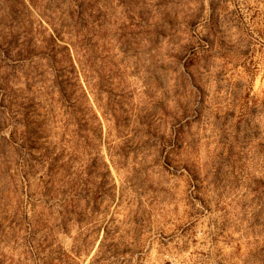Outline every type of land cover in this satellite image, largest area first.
I'll list each match as a JSON object with an SVG mask.
<instances>
[{
    "label": "rangeland",
    "instance_id": "rangeland-1",
    "mask_svg": "<svg viewBox=\"0 0 264 264\" xmlns=\"http://www.w3.org/2000/svg\"><path fill=\"white\" fill-rule=\"evenodd\" d=\"M0 264H264V0H0Z\"/></svg>",
    "mask_w": 264,
    "mask_h": 264
}]
</instances>
